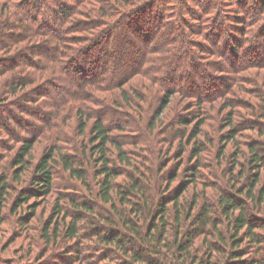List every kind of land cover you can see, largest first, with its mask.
Here are the masks:
<instances>
[{
  "label": "trees",
  "instance_id": "trees-1",
  "mask_svg": "<svg viewBox=\"0 0 264 264\" xmlns=\"http://www.w3.org/2000/svg\"><path fill=\"white\" fill-rule=\"evenodd\" d=\"M3 1L0 32L9 40L0 45V56L3 53L20 55L19 60L11 59L5 70L23 71L9 80H0V91L4 86L5 94L17 95L35 81L40 85L39 90L53 86L59 98L51 104L54 110L48 122L61 116L76 117L78 135H86L78 147L74 146L78 156L54 145L37 162L31 189L17 193L13 203L14 209L23 204L28 206L20 224L27 223L36 209V204L29 203V199L51 192V162H55L83 188L78 196L68 198V206L60 204V197L54 204L61 217V221L55 222L54 238L61 233L68 241L67 246L75 245L76 255L71 264H264V216H255L264 214V93L249 94L252 99L242 102L226 98L231 88L228 86L218 94L206 91L211 90L209 85L205 89L196 88L195 92L169 86L179 77L177 70L192 66L195 61L193 48L196 46L191 44L195 41L190 38L187 26L175 28L172 38L163 36L160 44L139 51L137 64L123 70L120 63L126 53L123 45L111 42L112 37L122 35L116 30L132 27L131 17L140 16L138 13L154 4L149 0ZM168 2L156 3L160 6ZM218 3L219 0H206L203 6L210 11L217 9ZM127 5L130 8L121 11ZM255 11L248 12L255 14ZM148 15L144 17L149 22L156 21L158 27L162 14L158 11ZM212 28L220 33L227 31L217 22ZM224 40V45L233 50L234 44ZM257 43L254 50L260 45L259 39ZM247 45L244 42V49L237 56L245 58ZM258 50L260 60L250 64L251 60L242 59V63L232 66L233 72L241 73L233 79V87L237 85L234 91L246 79L248 68L264 66V44ZM219 55L226 57L224 53ZM135 76H142L153 84L152 98L161 94L164 97L155 111L140 106L135 109L136 118L127 121L123 108H131L134 99H140L141 95L138 88L123 85ZM194 82H190L193 87ZM240 90L247 91L243 87ZM99 93L111 95L107 98ZM173 94L188 95L201 108L190 117L175 110L172 117L166 116L168 123L164 126L165 115L162 118L160 115L173 102ZM0 99H3L1 94ZM216 101L221 104L218 112L223 113L220 119L223 124L216 135L218 142L209 140L210 147H220L216 153L219 160L214 165L221 167L226 160L228 144L233 143L235 150L230 167L221 177L212 174L213 179L207 184L200 171L204 167L210 169L211 164L206 165L201 155L203 151H210V147L204 146L198 135L209 119L204 116L207 109L202 105ZM238 107L245 112L238 115ZM127 113L131 118V112ZM156 123L165 127L163 135L168 138L159 149L154 143L156 139H152ZM128 132L134 136L122 134ZM248 134L252 136L242 144L237 142L239 136ZM34 142L25 139L20 144L14 157L18 167L13 179L19 181L28 166L25 157ZM174 146L181 160L176 170L166 175ZM186 147H189V167L184 170L182 183L172 190ZM240 157L245 162H240ZM198 185L200 192H196ZM8 188L6 177L1 175L0 224ZM207 188L215 190V194H207ZM51 223L52 219L43 227L42 238L46 242L51 240L48 229ZM81 238L90 239L92 245L82 248Z\"/></svg>",
  "mask_w": 264,
  "mask_h": 264
},
{
  "label": "rangeland",
  "instance_id": "rangeland-1",
  "mask_svg": "<svg viewBox=\"0 0 264 264\" xmlns=\"http://www.w3.org/2000/svg\"><path fill=\"white\" fill-rule=\"evenodd\" d=\"M157 1L158 0H149V3L153 2L154 4L150 8H146L145 11L143 9V12L138 13L140 16L131 17L130 21H132V27H125L120 31H118V29L116 30L117 33L120 34L121 32L122 35L112 37L111 42L123 45L124 52L126 53V57L123 59V62L120 63L122 69H129L127 66H135L138 62L140 52L142 50L144 51L145 47L158 45L161 43L163 36H170L169 38H172V35H174L172 31L175 28L187 26L186 28L190 38L195 41V43L191 44L197 48L193 46L195 61L192 66L187 65L184 69L180 68L177 70V75L179 77L172 81V84L170 83L169 86L176 88L185 87L191 89V92H195L198 90L196 88L202 89L209 85L211 90L206 91H211V93L213 92L214 94H218L219 90L224 87L227 88L228 86L231 88L226 98L230 100L238 99V101L242 102L252 99V95L249 94H254L255 92L264 93L263 65H256L255 67L248 68L245 72L246 79L242 81L243 83L239 84L240 87L236 89V91L234 90L237 85L233 87V79L241 73L233 72L234 70L232 69L235 63H242V59L251 60V64L260 60L262 57L258 56L256 51L259 52V46L261 47V45L264 44V26H262L264 22V0H219L218 8L210 9V11L204 8L206 0H169L168 3L160 6L156 3ZM3 2V0H0V6ZM127 6L128 7H124L121 11L130 8L129 5ZM250 9H255V14L249 13L248 11ZM261 10L263 11L261 12ZM158 11L162 14V19L157 27L156 21L151 20L149 22L144 16H150L148 14L153 16V14L155 15ZM216 12H218V16L215 14ZM219 16L222 17L219 19ZM259 17L262 19L260 18V20H257ZM216 22L222 24L227 31L220 33V30L217 31L213 29L212 25ZM102 29L106 30V27L103 26ZM190 29L194 30V32L196 31V34L191 33ZM224 38V41L229 39L230 42L234 44L233 50L237 45L235 51L237 54L234 55L233 50H229V47L224 45L222 41ZM258 39L260 45L254 50L258 45ZM8 40L9 38L0 32V45L2 46V44ZM261 40H263V44H261ZM244 42L248 44V53L245 55V58L243 56H237L240 53L239 51L244 49ZM242 43L243 48L241 46ZM111 51L112 50L109 52ZM220 53H224L226 57H222L219 55ZM227 54H229V57ZM29 55L30 53L27 54V56ZM11 59H13L12 61L19 60L20 55L1 54L0 80H3V78L4 80H9L16 74H21L23 71L21 69L6 71V66L12 62L10 61ZM191 80L195 81L194 87L190 85ZM33 83L32 85H28L23 91H19L17 95L5 94L6 88L4 90V86L0 91L1 98H3L0 99V176H5L9 184L8 193L6 194L7 200L4 203L1 213L3 220L0 224V264H71V261H73L72 259L76 255L75 245L67 246L68 241L62 237L63 235L61 233L60 237L57 239L54 238L53 228L55 222L57 220L61 221V217L54 209V204L60 197V204L68 206V198L70 199L72 196H78L77 194L82 193L80 190H83V188L73 179H70L58 163L51 162L53 172V187L51 192L46 196L38 195L29 199V203L33 202L36 204V209L34 210L33 216H31L32 214L29 215L30 218L27 220V223L20 224L21 218L25 217L28 211L27 204H23L16 209L13 208L17 193L31 189L34 167L50 148L54 145H60L64 150H69L73 156H78L74 146L77 145L78 147L81 140L86 137V135H78V131L75 127V122L77 121L76 117L66 119V117L63 118V116H61L56 121H49L51 123L49 127L48 120L54 110L51 104L53 100L59 98V92L50 85L45 86V89L39 90L40 85H38V81ZM123 86L138 88L141 95L140 99H134L131 108H123L125 110L124 118L127 121L136 118L138 111H135V109L137 110L140 106L141 108L146 107L150 112L155 111L158 108L159 100L164 97V95L161 94L160 96L152 98L153 94L151 93L153 92L152 89H154V86L142 76L133 77ZM241 87L245 88L247 91L240 90ZM41 93L45 97H43ZM101 94L105 95L107 98L111 95V93H99V95ZM172 98L173 102L169 103V108L164 114L162 112L160 115L161 118L165 115V119H162L163 123H166L164 126H167L168 123L166 116L169 115L172 117L173 114L176 113L175 110L180 112L182 116L190 117L196 112L198 113L197 110L201 108L195 105L198 101L195 98V100H193L192 97L188 95L173 94ZM197 98L199 97L197 96ZM254 98L255 97H253L252 101L256 100ZM202 106H204V108L206 107L207 111L204 112L206 114L204 116L206 118L209 117V119H206L207 125L203 127L204 131L198 135V138L203 142L204 146L210 147V139L213 140L214 144L218 142L216 135L220 130V126L223 124V121H220L221 114L223 115V113L218 112V109H221V104L217 101L214 103H206ZM185 107H189L190 109L186 110ZM127 112H131V118L126 116L128 115ZM236 112L239 115L240 112L243 113L245 111L238 107ZM247 118H250V116ZM164 126L156 123L155 133L152 136L153 140L156 139L154 143L158 149L164 146V141H168V138L163 135ZM225 131L226 129L221 132ZM122 134L129 137L134 136V134L130 132ZM249 134L239 136L237 142L242 144L245 139L252 136H249ZM62 136L63 142L60 141ZM25 139H33L35 142L33 143L29 155L25 157L28 166L24 172L21 173L20 180L17 181L13 179L14 170L18 167L14 164V157L20 144ZM86 142L87 141H85V143ZM186 148L182 156V163L178 169V178L172 185V190H175L177 186L182 183V179H184L185 176L184 170L189 167V147ZM219 148V146L215 149L210 147V151L207 150L202 152L201 157L205 164H211L209 166L210 169L204 167V169L200 171L203 181H206L207 184L209 181H212V174H217L221 177L224 170L228 169V166L230 167V164H232L234 158L232 153L235 150V145L230 143L226 147L227 158L224 162L222 161L221 167L214 165L217 163V160H219L216 154ZM144 151L147 152L146 149ZM176 151H178V148L174 146L171 151L173 158L170 159L167 165L166 175L172 174L177 168V163L181 160L177 158ZM238 159L240 162H245L241 157ZM209 171H211V174H209ZM200 188L201 186L198 185L196 192H200ZM205 190L207 194H213L215 192V190L210 188ZM63 195L66 196L63 197ZM189 197L190 195L188 198ZM211 199H214L213 195H211ZM261 214L262 213H256L255 216L261 218L264 216V214ZM50 219H52V223L49 225L48 229L51 234V240L50 242H46L42 238V232L44 225ZM59 232L61 231L59 230ZM81 239L82 248H87V246L89 247L92 245L90 239ZM245 246L248 247L246 242Z\"/></svg>",
  "mask_w": 264,
  "mask_h": 264
}]
</instances>
